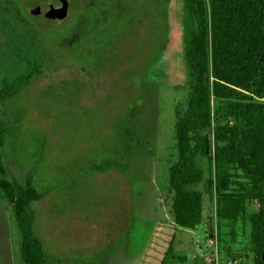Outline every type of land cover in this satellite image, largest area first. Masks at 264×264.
<instances>
[{
	"label": "rangeland",
	"instance_id": "obj_1",
	"mask_svg": "<svg viewBox=\"0 0 264 264\" xmlns=\"http://www.w3.org/2000/svg\"><path fill=\"white\" fill-rule=\"evenodd\" d=\"M65 1L67 17L49 22L28 12L33 0H0V89L40 64L0 104V153L6 180L42 195L31 209L49 263L252 264L248 221H217L214 179L193 188L202 224L173 221L175 108L190 85L185 0ZM19 246L0 190V264H21Z\"/></svg>",
	"mask_w": 264,
	"mask_h": 264
},
{
	"label": "trees",
	"instance_id": "obj_2",
	"mask_svg": "<svg viewBox=\"0 0 264 264\" xmlns=\"http://www.w3.org/2000/svg\"><path fill=\"white\" fill-rule=\"evenodd\" d=\"M184 10L190 85L186 103L175 108L178 160L168 177L173 221L189 231L202 224V195L193 188L204 183L211 190L214 179L217 221H248L252 264H264V0H185ZM28 65L26 75L3 82L0 104L40 71L39 63ZM3 142L0 123V148ZM0 190L13 207L21 264H50L34 234L31 209L42 195L30 180H6L1 153ZM249 202L258 207L247 218Z\"/></svg>",
	"mask_w": 264,
	"mask_h": 264
},
{
	"label": "water",
	"instance_id": "obj_3",
	"mask_svg": "<svg viewBox=\"0 0 264 264\" xmlns=\"http://www.w3.org/2000/svg\"><path fill=\"white\" fill-rule=\"evenodd\" d=\"M38 2H39V0H35V3H38ZM67 5H68L67 2H62L61 4H59L58 7L54 8L55 11H56L57 19L59 21H62L67 16ZM49 13H50V9L49 10L46 9V10H39V11L34 12V15H43L45 17H49ZM208 80H209L208 75L204 74L203 75V83H204V85L208 84ZM262 86H263V80H261L259 82V84H258L257 91H256L257 94H260V92L262 90ZM204 142H205V144H207L208 143V139L206 138L204 140ZM205 153L206 154L209 153V147L208 146L206 147ZM262 259L264 260V254L262 256Z\"/></svg>",
	"mask_w": 264,
	"mask_h": 264
},
{
	"label": "flooded vegetation",
	"instance_id": "obj_4",
	"mask_svg": "<svg viewBox=\"0 0 264 264\" xmlns=\"http://www.w3.org/2000/svg\"><path fill=\"white\" fill-rule=\"evenodd\" d=\"M57 2L54 4V5H50L48 6L47 8H41L40 7V0L38 3H35V0H33V4L38 8L36 11H39V10H49L50 9V13H49V17H45L43 15H34V12L36 11H32L31 8L29 6H27V10L29 13H31L33 16H37V17H43L45 20L49 21V22H61L57 19V16H56V11H55V7H58L59 4H61L62 2H67L65 0H56ZM68 4V2H67ZM68 10H69V4L67 5V14H68ZM67 17V16H66ZM65 17V18H66ZM64 20V19H63ZM62 20V21H63Z\"/></svg>",
	"mask_w": 264,
	"mask_h": 264
}]
</instances>
